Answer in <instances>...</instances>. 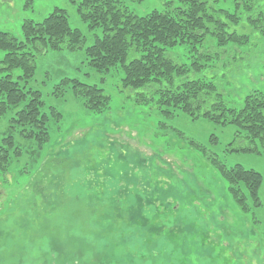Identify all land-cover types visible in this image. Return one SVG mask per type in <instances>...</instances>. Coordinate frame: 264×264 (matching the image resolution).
<instances>
[{
    "label": "rangeland",
    "instance_id": "rangeland-1",
    "mask_svg": "<svg viewBox=\"0 0 264 264\" xmlns=\"http://www.w3.org/2000/svg\"><path fill=\"white\" fill-rule=\"evenodd\" d=\"M120 1L137 15L177 3ZM204 1L209 9H235L236 0ZM253 2L250 14L264 15V0ZM54 7L66 10L84 43L35 58L27 86L41 92L49 139L39 147L14 133L21 153L0 171V264H264V150L243 151L251 143L235 124L166 115L154 100L137 101L141 89L122 85L120 67L89 66L84 49L102 33L88 28L76 2L0 0V30L21 38L24 19L42 21ZM245 15L230 29L249 33V41L219 48L208 35L201 51L211 55L188 73L209 78L225 106L235 108L252 90L264 93V37ZM167 55L189 68L196 57L184 44ZM134 56L130 51L127 61ZM64 77L101 87L108 109L88 110L71 89L54 94ZM10 115L0 117V144ZM211 155L261 175L258 205L247 199L244 210L236 203Z\"/></svg>",
    "mask_w": 264,
    "mask_h": 264
},
{
    "label": "trees",
    "instance_id": "trees-1",
    "mask_svg": "<svg viewBox=\"0 0 264 264\" xmlns=\"http://www.w3.org/2000/svg\"><path fill=\"white\" fill-rule=\"evenodd\" d=\"M73 2V0H70ZM79 17L89 29H100L92 44L85 47L86 61L98 72L120 67L122 85L141 89L136 100H154L160 111L174 115L177 111L195 119L204 116L223 124H235L251 143L243 151L260 153L264 150V93L252 90L239 108L225 106L215 84L209 78H189L190 70L198 71L204 64L195 60L210 56L201 51L205 39L212 36L217 47L228 43L243 44L249 33H239L230 27L245 22L264 37V15H254L253 0H236L235 9H209L204 0L168 1L164 8L153 9L144 15L133 13L120 0H74ZM22 37L0 30V117L8 112L9 125L1 138L0 171L6 174L14 159L20 155L14 133L30 139L41 147L49 139L48 114L42 110L41 92L27 86L35 70L39 51L76 50L83 47L84 35L71 27L66 10L54 9L36 22L24 19ZM187 45L196 54L193 67L178 64L167 53L176 45ZM135 56L127 61L129 52ZM15 71H18L15 74ZM54 94L71 89L82 98L85 108L102 112L109 107V95L95 84H85L76 78H62L54 85ZM156 95L155 97L153 95ZM210 106L201 109L208 103ZM52 114L60 115L54 108ZM237 150V149H236ZM210 161L227 181L228 190L244 210L247 199L259 204L258 191L261 175L240 164L226 166L217 156ZM121 212V205L116 206ZM132 208V206H131ZM144 258H147L146 256Z\"/></svg>",
    "mask_w": 264,
    "mask_h": 264
},
{
    "label": "snow or ice",
    "instance_id": "snow-or-ice-1",
    "mask_svg": "<svg viewBox=\"0 0 264 264\" xmlns=\"http://www.w3.org/2000/svg\"><path fill=\"white\" fill-rule=\"evenodd\" d=\"M73 2H74V0H73Z\"/></svg>",
    "mask_w": 264,
    "mask_h": 264
}]
</instances>
